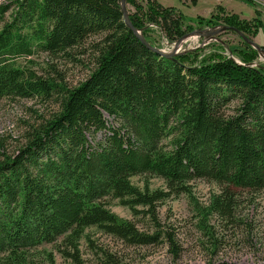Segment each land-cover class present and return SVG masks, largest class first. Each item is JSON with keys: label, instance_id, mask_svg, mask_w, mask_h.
<instances>
[{"label": "trees", "instance_id": "1", "mask_svg": "<svg viewBox=\"0 0 264 264\" xmlns=\"http://www.w3.org/2000/svg\"><path fill=\"white\" fill-rule=\"evenodd\" d=\"M126 4L134 9L130 22L155 47L161 45L149 24L168 44L195 29L176 7L156 0ZM216 6L209 18H195L198 28L231 26L250 39L262 27L258 9L247 20ZM122 12L119 0L0 4V99L52 97L59 104L18 153L0 160V264H21L25 248L89 226L137 245L152 243L101 201L153 206L166 196L138 192L131 176L154 174L175 190L195 178L264 187V65L246 64L259 58L258 51L240 39L239 47L219 44L200 58L201 47L168 58L146 48ZM94 35L95 68L74 87L16 63L36 52L65 54ZM104 114L114 123L108 125Z\"/></svg>", "mask_w": 264, "mask_h": 264}, {"label": "rangeland", "instance_id": "2", "mask_svg": "<svg viewBox=\"0 0 264 264\" xmlns=\"http://www.w3.org/2000/svg\"><path fill=\"white\" fill-rule=\"evenodd\" d=\"M142 3L145 0H140ZM169 7L180 8L186 24L198 29L195 18H209L216 9L217 0H157ZM228 7L237 9V3L229 0ZM246 5L264 11V0H251ZM250 1V0H249ZM14 0H0L1 3ZM127 6V4H126ZM127 10H134L127 6ZM239 10V9H238ZM252 10V9H251ZM217 11V10H216ZM229 12V11H227ZM11 12L5 17L11 20ZM260 13V12H259ZM250 12L243 11L247 18ZM253 18V17H252ZM262 21V20H261ZM263 26V24H262ZM152 28V27H151ZM150 33L161 47L172 49L159 28ZM194 29V30H195ZM250 38L264 46V26ZM159 35H162V37ZM189 38V37H188ZM99 39L89 37L81 47L67 53L51 55L42 52L29 58L19 57L16 63L35 72L38 77H49L68 88L82 83L95 68L91 43ZM241 37L234 31L219 33L207 45L202 36H190L180 51L203 48L198 54H209L221 46L239 47ZM155 46V45H154ZM194 48V49H195ZM228 48V47H227ZM82 51V52H81ZM227 55V49L221 50ZM229 56H232L229 53ZM236 59V58H235ZM239 63V60L236 59ZM247 66L264 65L260 58ZM257 64V65H255ZM56 98L33 97L0 99V160L16 154L28 142L34 129L49 120L58 110ZM236 102L226 106L225 115L233 112ZM105 115V114H104ZM108 125L112 116L105 115ZM165 138L163 146H169ZM141 193L166 196L156 200L153 206L144 204L127 206L117 198L105 197L101 201L109 211L121 220L131 221L136 231L152 237V243L137 245L118 235L110 234L96 226L68 230L50 243H41L20 252L21 264H205L208 261L232 264H259L264 262V187L258 190L227 186L210 179L195 178L179 189L168 188L166 181L157 175L139 174L129 178ZM133 204V205H132ZM155 239H154V237Z\"/></svg>", "mask_w": 264, "mask_h": 264}, {"label": "water", "instance_id": "3", "mask_svg": "<svg viewBox=\"0 0 264 264\" xmlns=\"http://www.w3.org/2000/svg\"><path fill=\"white\" fill-rule=\"evenodd\" d=\"M120 8L123 11L122 16L124 22L127 24L126 26L128 27L129 30L132 31L135 35L139 37V40L142 42V44L147 48H150L153 50L156 54L166 56L168 58L174 57V55L180 53V52H187L186 50L180 51L181 46L184 42H186L187 39L190 38V36H195L199 37L202 36V45L209 43L212 38H214L216 35L219 33L225 32V30H233L236 32L241 39L246 41L247 44H250L253 46L254 49L258 51V55L264 59V49L261 48L260 44L256 43L253 39L247 38L244 32L240 30H236L231 26H214L212 28H207V27H199L198 29H193L189 32H186V35L184 37L178 38L176 41L173 42L172 44V49L171 50H166L163 47H155L154 45L150 44L148 41L145 40V37L141 35V31L133 26V24L130 22L129 17H128V10L126 6V0H119ZM189 37V38H188ZM195 47L191 48L194 49ZM199 48V47H198ZM196 49V48H195Z\"/></svg>", "mask_w": 264, "mask_h": 264}, {"label": "crops", "instance_id": "4", "mask_svg": "<svg viewBox=\"0 0 264 264\" xmlns=\"http://www.w3.org/2000/svg\"><path fill=\"white\" fill-rule=\"evenodd\" d=\"M157 1V0H156ZM218 3L220 6H223L225 7V11H229V12H233L234 14H238L241 18H245V16L243 15V11L246 10L247 12H250L251 16H248L246 19L247 20H251L252 17L255 16L254 14V9H253V6H249V5H246L245 2L243 0H232L234 2L237 3V9H234L233 7H228V3L230 2L229 0H217ZM158 2V1H157ZM160 2V1H159ZM162 5L166 6V4L160 2ZM166 7H169V6H166ZM180 9V8H178ZM239 9V10H238ZM252 9V10H251ZM256 9L259 10L260 12V19L262 20V24L264 26V11L262 9H259V7H256ZM182 13V12H181ZM262 26V27H263ZM261 27V28H262ZM260 30V29H259ZM261 31V30H260ZM255 38V37H254ZM256 41V39H254Z\"/></svg>", "mask_w": 264, "mask_h": 264}, {"label": "built area", "instance_id": "5", "mask_svg": "<svg viewBox=\"0 0 264 264\" xmlns=\"http://www.w3.org/2000/svg\"><path fill=\"white\" fill-rule=\"evenodd\" d=\"M149 26L152 27V28L154 27V29H157L158 28L154 23L149 24ZM168 45H171V44H168ZM258 57L261 59V61H264V59L261 58L259 55H258ZM255 65H257V64H255Z\"/></svg>", "mask_w": 264, "mask_h": 264}, {"label": "bare ground", "instance_id": "6", "mask_svg": "<svg viewBox=\"0 0 264 264\" xmlns=\"http://www.w3.org/2000/svg\"><path fill=\"white\" fill-rule=\"evenodd\" d=\"M262 47V46H261Z\"/></svg>", "mask_w": 264, "mask_h": 264}]
</instances>
